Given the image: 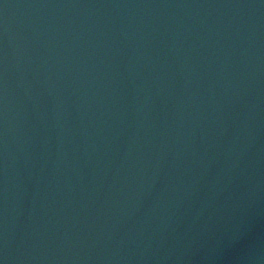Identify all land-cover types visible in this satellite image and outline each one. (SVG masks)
<instances>
[{"label": "water", "instance_id": "obj_1", "mask_svg": "<svg viewBox=\"0 0 264 264\" xmlns=\"http://www.w3.org/2000/svg\"><path fill=\"white\" fill-rule=\"evenodd\" d=\"M0 264H264V0H0Z\"/></svg>", "mask_w": 264, "mask_h": 264}]
</instances>
